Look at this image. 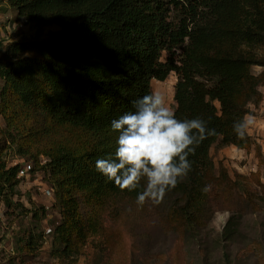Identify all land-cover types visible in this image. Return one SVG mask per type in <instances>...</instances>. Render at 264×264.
Returning a JSON list of instances; mask_svg holds the SVG:
<instances>
[{
    "label": "trees",
    "instance_id": "1",
    "mask_svg": "<svg viewBox=\"0 0 264 264\" xmlns=\"http://www.w3.org/2000/svg\"><path fill=\"white\" fill-rule=\"evenodd\" d=\"M17 16L35 29L17 42L0 41V197L20 182L3 155L15 144L39 158L60 204L53 231L56 257L80 253L103 228L111 199L136 198L95 168L114 156L118 132L111 121L133 111L132 101L152 93L153 80L175 74L177 119L201 118L216 130L190 155L191 171L167 193L168 212L192 225L206 210L210 194L229 182L210 150L260 147L233 123L251 115L264 85V0H8ZM55 26L45 35L44 27ZM260 72L254 73L253 68ZM143 184V182H142ZM206 185L210 190L202 191ZM261 189L264 186L260 185ZM27 251L37 249L29 236Z\"/></svg>",
    "mask_w": 264,
    "mask_h": 264
},
{
    "label": "rangeland",
    "instance_id": "2",
    "mask_svg": "<svg viewBox=\"0 0 264 264\" xmlns=\"http://www.w3.org/2000/svg\"><path fill=\"white\" fill-rule=\"evenodd\" d=\"M57 27L41 29L45 35ZM35 29L17 16L8 0H0V41L17 42L31 37ZM259 73V67L253 68ZM175 74L151 82L153 92L164 94L173 110ZM2 81L0 79V89ZM247 131L260 147L259 154L234 146H212L210 155L216 172L222 165L231 182L210 194L198 222L188 226L168 212L174 196L166 193L158 206L138 207L136 198L118 196L102 216L103 228L83 250L70 257L53 255V231L60 220V204L49 173L39 158L28 172L32 159L15 144L3 155L7 167L24 169L15 194V206L0 197V264H264V109L250 104ZM0 125L4 122L0 117ZM37 249L27 251L28 237Z\"/></svg>",
    "mask_w": 264,
    "mask_h": 264
},
{
    "label": "clouds",
    "instance_id": "3",
    "mask_svg": "<svg viewBox=\"0 0 264 264\" xmlns=\"http://www.w3.org/2000/svg\"><path fill=\"white\" fill-rule=\"evenodd\" d=\"M132 107L133 111L111 121L112 131L119 133L118 147L114 156L98 159L95 168L121 191L142 189L135 201L138 207L146 203L158 206L191 171L188 157L203 140L217 133L199 117L177 119L160 92L133 100ZM249 124L246 118L234 121L238 138L244 137ZM210 187L206 185L202 191Z\"/></svg>",
    "mask_w": 264,
    "mask_h": 264
},
{
    "label": "crops",
    "instance_id": "4",
    "mask_svg": "<svg viewBox=\"0 0 264 264\" xmlns=\"http://www.w3.org/2000/svg\"><path fill=\"white\" fill-rule=\"evenodd\" d=\"M259 92L261 93V96H262V99H261V106H262V109H264V85L260 86L258 88ZM263 120L264 121V115L262 116ZM248 132V131H247ZM249 134V133H248Z\"/></svg>",
    "mask_w": 264,
    "mask_h": 264
},
{
    "label": "built area",
    "instance_id": "5",
    "mask_svg": "<svg viewBox=\"0 0 264 264\" xmlns=\"http://www.w3.org/2000/svg\"><path fill=\"white\" fill-rule=\"evenodd\" d=\"M27 170L29 169V165H27ZM24 174V169L23 168H20V170L18 171V176H22Z\"/></svg>",
    "mask_w": 264,
    "mask_h": 264
}]
</instances>
